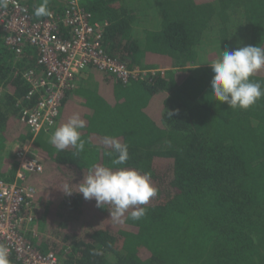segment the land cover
<instances>
[{
	"label": "trees",
	"instance_id": "trees-1",
	"mask_svg": "<svg viewBox=\"0 0 264 264\" xmlns=\"http://www.w3.org/2000/svg\"><path fill=\"white\" fill-rule=\"evenodd\" d=\"M34 19L43 0H20ZM67 0H48L59 12ZM133 0H80L106 23L105 53L133 68L160 69L148 81L122 85L94 68L77 79L56 127L74 113L86 121L84 151H57L54 129L33 139L44 172L36 186L31 243L62 264H264V98L247 110L214 101L210 64L224 49L264 47V0H153L138 14ZM153 26L137 31L140 20ZM0 29V161L8 142L32 140L20 121L31 108L23 75L39 73L37 52L5 47ZM252 79L264 86V71ZM170 112L173 115H170ZM105 136L128 145L124 165L150 176L157 190L140 220L110 218L109 205L61 188L93 165L109 166ZM0 176L12 180L15 166ZM5 173V174H4ZM10 264H16L9 256Z\"/></svg>",
	"mask_w": 264,
	"mask_h": 264
},
{
	"label": "built area",
	"instance_id": "built-area-1",
	"mask_svg": "<svg viewBox=\"0 0 264 264\" xmlns=\"http://www.w3.org/2000/svg\"><path fill=\"white\" fill-rule=\"evenodd\" d=\"M106 23L92 20L80 0H67L59 12L34 19L20 0H8L0 8V29L3 45L16 54L26 46L37 52L39 73L28 71L23 78L28 85L26 98L37 97L31 107L20 108V121L32 140L10 142L2 157L15 166L12 180L0 176V244L7 246L16 264H62L53 252H42L31 243L39 236L34 217L37 190L28 183L29 176L43 173L44 167L33 151V139L57 124L63 101L85 70L110 76L122 85L148 81L160 69L130 68L108 56L102 45ZM1 93V92H0ZM7 172H9L7 170Z\"/></svg>",
	"mask_w": 264,
	"mask_h": 264
},
{
	"label": "clouds",
	"instance_id": "clouds-1",
	"mask_svg": "<svg viewBox=\"0 0 264 264\" xmlns=\"http://www.w3.org/2000/svg\"><path fill=\"white\" fill-rule=\"evenodd\" d=\"M7 7L8 0H0V8ZM34 15H51L48 0H43L34 9ZM210 66L213 73L210 88L214 101L226 103L233 110H247L264 98V86L252 79L255 74L264 71V47L247 45L234 50L224 49ZM170 115L173 113L170 112ZM85 127L86 121L74 113L66 123L55 128L49 143L57 151L72 147L77 153L82 152L85 141L81 138V130ZM102 143L106 149H110L105 154L111 159L113 167L93 165L78 184L77 191L71 190V184H65L61 190L69 196L75 192L82 194L85 200L94 199L97 207L109 205V219L115 222L123 223L122 218L129 209V218L140 220L146 214L144 205L156 196L157 190L147 173L128 167H115L124 165L129 159L127 144L110 136H105ZM8 257L9 249L0 244V264H10Z\"/></svg>",
	"mask_w": 264,
	"mask_h": 264
},
{
	"label": "rangeland",
	"instance_id": "rangeland-1",
	"mask_svg": "<svg viewBox=\"0 0 264 264\" xmlns=\"http://www.w3.org/2000/svg\"><path fill=\"white\" fill-rule=\"evenodd\" d=\"M153 0H133L132 1V4L134 5V6H137L138 7V10H137V12H138V14L139 13H141L144 9H145V7L146 6H150V5H152L151 4V2H152ZM147 23H148V25H147ZM153 24L154 23H150L149 21H147L146 19H142V20H140V24H138V27H137V31L138 30H140V28H142L143 26H145V25H147V26H153Z\"/></svg>",
	"mask_w": 264,
	"mask_h": 264
},
{
	"label": "crops",
	"instance_id": "crops-1",
	"mask_svg": "<svg viewBox=\"0 0 264 264\" xmlns=\"http://www.w3.org/2000/svg\"><path fill=\"white\" fill-rule=\"evenodd\" d=\"M61 112H62V109H61ZM60 116H61V114H60ZM57 124H58V122H57ZM57 124L55 125V127L57 126ZM55 127H53L52 129H54ZM8 144H10V142H8ZM8 144H7V147L9 146ZM3 155H4V154H3ZM9 162H10V161H8V160L2 158L1 161H0V168H2L3 170H4V168H7L5 172H7V170L9 171V170H10V164H9ZM43 172H44V171H43ZM4 174H5V173H4ZM0 175H1V174H0ZM38 175H40V174H38ZM32 177H34V175H33V176H29V177L27 178V181H28L30 178H32ZM31 185H32V184H31ZM32 186H34V185H32ZM34 187L36 188V186H34ZM36 190H37V188H36Z\"/></svg>",
	"mask_w": 264,
	"mask_h": 264
}]
</instances>
